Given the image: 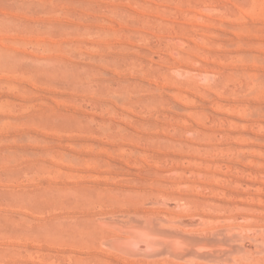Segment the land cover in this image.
<instances>
[{
  "label": "rangeland",
  "instance_id": "374dc122",
  "mask_svg": "<svg viewBox=\"0 0 264 264\" xmlns=\"http://www.w3.org/2000/svg\"><path fill=\"white\" fill-rule=\"evenodd\" d=\"M0 264H264V0H0Z\"/></svg>",
  "mask_w": 264,
  "mask_h": 264
},
{
  "label": "bare ground",
  "instance_id": "6f19581e",
  "mask_svg": "<svg viewBox=\"0 0 264 264\" xmlns=\"http://www.w3.org/2000/svg\"><path fill=\"white\" fill-rule=\"evenodd\" d=\"M156 230H149V229H145L144 227L141 228V226H140V228L137 229V230H131V231H129L127 233V236H126L125 239H119V238H118L119 240L116 239L118 241L116 242V240H115V243L117 244V246H119V248H122L124 250H128V251H134V250H136V251H140V252H147L150 249H154V247H156L158 245H162V246L163 245H166V246H168L170 248V250H172V252L173 251H176L175 253H177L178 246H180V244H179L180 243L179 238L176 237V236L175 237L174 236H166V235L164 236V234H161L160 233L161 230L158 231V232ZM166 233H167V231H166ZM195 240H197V239H195ZM192 243H191V245H192ZM202 258H204V257H202Z\"/></svg>",
  "mask_w": 264,
  "mask_h": 264
}]
</instances>
